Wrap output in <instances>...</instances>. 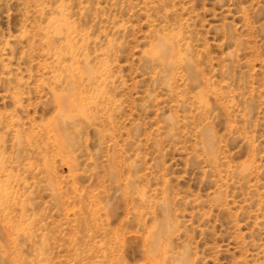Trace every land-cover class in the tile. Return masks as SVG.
Masks as SVG:
<instances>
[{
	"label": "rangeland",
	"instance_id": "1",
	"mask_svg": "<svg viewBox=\"0 0 264 264\" xmlns=\"http://www.w3.org/2000/svg\"><path fill=\"white\" fill-rule=\"evenodd\" d=\"M0 220V264H264V0H0Z\"/></svg>",
	"mask_w": 264,
	"mask_h": 264
},
{
	"label": "bare ground",
	"instance_id": "2",
	"mask_svg": "<svg viewBox=\"0 0 264 264\" xmlns=\"http://www.w3.org/2000/svg\"><path fill=\"white\" fill-rule=\"evenodd\" d=\"M171 42V41H170ZM8 209H9V207H8ZM3 210V209H2ZM8 211V210H7ZM1 221V220H0ZM4 224V223H3ZM8 231V230H7Z\"/></svg>",
	"mask_w": 264,
	"mask_h": 264
}]
</instances>
